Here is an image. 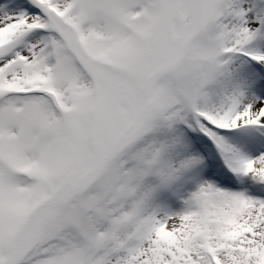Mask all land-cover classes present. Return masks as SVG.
I'll use <instances>...</instances> for the list:
<instances>
[{
	"label": "snow or ice",
	"instance_id": "6c2138e0",
	"mask_svg": "<svg viewBox=\"0 0 264 264\" xmlns=\"http://www.w3.org/2000/svg\"><path fill=\"white\" fill-rule=\"evenodd\" d=\"M0 264H264V0H0Z\"/></svg>",
	"mask_w": 264,
	"mask_h": 264
}]
</instances>
